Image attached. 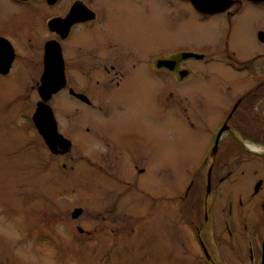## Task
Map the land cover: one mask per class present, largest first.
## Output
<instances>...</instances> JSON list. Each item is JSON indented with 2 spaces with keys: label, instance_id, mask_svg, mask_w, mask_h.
Wrapping results in <instances>:
<instances>
[{
  "label": "flooded vegetation",
  "instance_id": "obj_1",
  "mask_svg": "<svg viewBox=\"0 0 264 264\" xmlns=\"http://www.w3.org/2000/svg\"><path fill=\"white\" fill-rule=\"evenodd\" d=\"M162 1L167 5L162 20L170 24L169 28H213L205 50L143 51L138 42L116 36L112 31L111 23L120 18V13L116 9L110 11L104 0H0V76L15 75L19 60L16 33L42 47V76L47 45H58L64 83L52 98L63 95L65 102L62 106L61 101V108L78 113L76 126L64 134L59 131L54 114L58 132L71 141L72 147L70 136L74 135L78 150L86 152L90 159L116 161L112 167L119 180L132 188L128 190L139 189L145 197L156 201L158 216L178 214L175 223L188 224L192 229V236L185 234L182 244L196 243L200 251L198 262L232 264L235 260V264H247L253 260L259 264L264 238V0ZM139 3L142 14L150 9L149 0ZM79 31L84 33L74 40ZM245 34L246 41L251 39L259 45L247 56L233 48L238 37ZM8 59L12 60L7 68ZM190 61H206L205 65L223 63L233 76L204 75L213 88L203 96L190 97L179 93L180 83L191 75ZM143 67L155 74H166L150 77L156 85L152 118L155 115L158 124L165 118L174 125L163 127V134L178 139L176 129L182 125L180 121L197 133L189 142L198 149L201 161L198 160L199 166L193 169L190 180L184 179L181 184L179 177L173 175L171 180H165V174H173L178 168L174 159L178 158L181 142L177 140L173 151L165 157L162 145H154L147 132L117 126L119 117L127 116L133 104L141 102L139 87L147 77L138 75V71ZM23 107L29 111L26 104ZM143 111H139V116ZM136 118L138 122L134 124L142 125V116ZM69 152L63 153L61 149L55 155L65 156ZM135 174L139 178L154 177L155 191L140 179L133 181ZM247 174L253 176L250 187L237 189ZM228 182L235 187L228 189ZM148 192H154L156 198ZM167 201L173 209L165 208ZM77 229L82 240L108 235L112 247L106 254L117 244L114 233Z\"/></svg>",
  "mask_w": 264,
  "mask_h": 264
},
{
  "label": "rangeland",
  "instance_id": "obj_2",
  "mask_svg": "<svg viewBox=\"0 0 264 264\" xmlns=\"http://www.w3.org/2000/svg\"><path fill=\"white\" fill-rule=\"evenodd\" d=\"M104 2L110 11L116 9L120 13V18L111 23L114 26L112 31L116 36L138 42L143 51L155 48L205 50L207 40L214 31L209 27L169 28L170 24L162 20L167 8L162 0H149L150 9L143 14L139 0ZM139 11L138 17L134 18ZM83 33L79 31L74 40L80 39ZM245 35L238 37L233 48L240 55L247 56L259 49V45L251 39L246 41ZM16 36L19 60L14 69L15 75L0 76V264H202L197 261L200 251L196 243L185 241V246L182 244L187 236L185 234H191V227L185 223L176 224L174 219L178 214L158 216L156 201L145 197L139 189L128 190L129 187L119 180L117 171L112 167L116 161L90 159L86 152L78 150L74 135L70 136L73 147L65 156L48 150L31 118L36 104L41 101L37 84L43 71L39 65L43 50L18 33ZM205 63H188L191 75L180 83L179 93L190 97L203 96L213 88L205 81L204 75L218 73L233 76L223 63ZM138 72V75L147 77L139 87L141 102L133 104L127 116L119 117L117 126L123 130L142 129L147 132L154 145H162L165 157L173 151L177 140L181 142L178 158L174 159L178 168L173 174H165V180H171L173 175L176 179L179 177L181 184L184 179L190 180L193 169L199 166L198 149L189 142V138L193 135L196 138L197 133H192L180 121L182 125L179 123V129H176L178 139L163 134V127L174 125L165 118L159 124L155 115L152 118L156 85L150 77H166V74H155L146 67ZM23 73L28 75H18ZM64 99L59 94L48 102L63 134L73 129L78 120L76 111L61 108L60 103ZM184 103L188 104V101ZM25 104L29 107L28 112L24 111ZM141 109L144 110L141 115L143 123L134 124L138 122L136 117H141ZM154 145L152 151L155 153ZM152 162L154 164L156 159ZM139 167L143 168V161ZM201 173L205 176L206 172ZM132 178L133 181H144L155 191L154 177L146 175L139 178L135 174ZM252 182L253 176L247 174L236 188L245 190ZM228 184V189L235 187L230 182ZM148 193L151 198H156L154 192ZM231 194L229 191V197ZM164 205L165 208H172L169 201ZM77 208L82 209V214L74 217ZM78 227L92 233H114L118 237L117 244L112 252L106 254L104 252L112 247L108 235L82 240L78 236ZM163 237L165 240L160 239ZM234 261L232 264H235ZM247 264H254L253 260L247 261Z\"/></svg>",
  "mask_w": 264,
  "mask_h": 264
},
{
  "label": "water",
  "instance_id": "obj_3",
  "mask_svg": "<svg viewBox=\"0 0 264 264\" xmlns=\"http://www.w3.org/2000/svg\"><path fill=\"white\" fill-rule=\"evenodd\" d=\"M13 57L12 54L9 55ZM8 59L7 68L10 65ZM64 83L63 65L60 56V50L57 45L49 44L46 47L45 53V73L41 78V86L39 88V95L41 101L33 114L34 125L48 145L50 151L53 154H58L59 150H63V153L70 151L72 143L58 132L57 121L51 107L48 105L49 100L54 94H57ZM82 214V209L77 208L73 216L78 217ZM264 264V238L262 243V262Z\"/></svg>",
  "mask_w": 264,
  "mask_h": 264
}]
</instances>
